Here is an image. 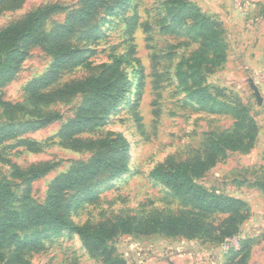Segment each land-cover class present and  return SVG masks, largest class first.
Instances as JSON below:
<instances>
[{"label":"rangeland","instance_id":"obj_1","mask_svg":"<svg viewBox=\"0 0 264 264\" xmlns=\"http://www.w3.org/2000/svg\"><path fill=\"white\" fill-rule=\"evenodd\" d=\"M164 1L122 0L114 4L109 0L110 9H99L87 23L86 28L91 29L87 37L81 36L79 30L70 38L72 48L80 54L67 61L54 81L41 90L72 80L85 82L106 70L107 81L101 94L108 100L93 112V128L82 129L77 136L108 137L116 141L114 146L120 151L125 144L127 156L121 164L126 170L117 172L119 165L114 164L115 169L64 191L59 204L65 216L61 231L18 221L5 235L0 264H107L104 257L84 245L72 226L95 227L102 222L111 224L118 217L176 213L180 201L150 176L151 170L168 158L176 162L191 158L210 138L232 130L229 115L199 110L175 87L176 63L197 45L180 29L160 31L157 22L166 13ZM190 3L206 16L211 11L208 17L221 24L228 43V60L207 76L205 84L219 91L217 100H237L245 105L258 126L248 152L227 150L225 157L196 181L207 191L241 200L248 216L232 235L231 239L237 241L232 245L226 243V238L205 243L163 234H119L108 244L113 255L126 264H223L231 250L240 248L241 241L252 239L245 264H264V79L256 84L261 90V98L257 99L252 97L244 73L249 66L247 45L250 39L253 41L247 35L251 26L248 14L252 10L263 12L264 0ZM49 5L56 7L43 25L45 33L64 24L69 13L84 4L83 0H0V31L29 12ZM242 12L247 13L244 21ZM134 13L136 25L127 31L126 20ZM253 22L259 23L255 18ZM22 51L25 56L0 85V100L13 105L12 109L0 106V180L7 181L13 191L12 197L0 203V217L16 212L20 218L29 207L45 206L52 181L72 167L88 163L96 153V149L68 146L60 136L62 125L77 117L86 94L78 92L36 104L28 86L43 79L57 61L43 44L23 46ZM0 63L4 65L3 58ZM121 79L125 84L120 88L117 86ZM41 120L46 122L40 125ZM44 164L51 167L34 175L33 170ZM11 234L17 236L10 239L12 242L8 240ZM15 240L34 242V248H22L24 254L18 263Z\"/></svg>","mask_w":264,"mask_h":264},{"label":"trees","instance_id":"obj_2","mask_svg":"<svg viewBox=\"0 0 264 264\" xmlns=\"http://www.w3.org/2000/svg\"><path fill=\"white\" fill-rule=\"evenodd\" d=\"M121 1L112 0L114 4ZM108 2L109 0H83L84 5L70 12L64 24L57 26L50 33L43 32V25L56 7L51 5L29 12L22 19L0 31V61L3 58L4 62V65L0 63V85L25 56L23 46L43 44L47 52L54 56L57 64L52 66L43 79L29 84L31 98L39 104L69 97L78 92L85 93L77 117L62 125L60 136L73 148L96 149L88 163H80L52 181L51 192L45 206L29 207L20 218L16 212H7L0 217V259L4 258L1 248L6 240L5 235L18 221L30 225H47L49 230L61 231L65 216L61 214L59 204L64 191L88 182L101 172L115 169L114 164L119 165L117 172L122 173L126 170L125 164H121L127 156L125 144L120 151L114 146L116 141L108 137L77 136L82 129L93 128L95 122L93 112L108 100L101 94L102 85L107 81L106 70L97 76L87 78L85 85V82L72 80L49 90H41V87L54 81L58 70L64 67L67 61L80 54L78 50L72 48L70 38L79 30L81 36L87 37L91 32L90 28H86L87 23L99 9L109 10ZM164 4L166 13L157 22L160 31L180 29L191 43L197 45L189 56L180 57L176 63L175 87L183 92L190 102L195 103L199 110L229 115L233 120V127L228 133H220L210 138L199 154L181 162L168 158L151 170L150 176L171 190L173 196L180 201V209L176 213L143 215L139 218L118 217L111 224L102 222L95 227H89L87 224L72 226L84 245L91 252L104 257L107 264H126L124 259L113 255V249L108 244L116 235L163 234L168 237L196 238L205 243L221 242L236 234L248 216L247 211L242 208L241 200L207 191L196 181L218 160L224 158L227 150L248 152L253 147L258 132L257 123L245 105L237 100L228 102L217 100L219 91L205 84L207 76L221 67L227 59L228 43L223 29L219 22L204 15L196 6H192L190 0H165ZM168 18H171L170 22ZM136 21V13L127 18V31L134 29ZM182 25H185L184 28ZM124 84L121 79L117 87L121 88ZM112 85L115 86L116 83L113 82ZM86 86L89 90H86ZM0 106L13 108V105L1 100ZM45 122L46 120H41L39 123L42 125ZM50 167L51 164H44L41 168L33 170V174L43 173ZM12 196L11 185L5 180H0V203L6 202ZM16 237L15 234H11L8 240L12 242L11 240ZM251 241L252 239L241 241L240 248L231 250L223 264H245ZM27 245L34 248L33 241H17L15 262L22 261L21 256L24 254L22 248Z\"/></svg>","mask_w":264,"mask_h":264},{"label":"crops","instance_id":"obj_3","mask_svg":"<svg viewBox=\"0 0 264 264\" xmlns=\"http://www.w3.org/2000/svg\"><path fill=\"white\" fill-rule=\"evenodd\" d=\"M252 11L253 12L250 15L248 14L249 19H251V21H249L251 22V26H249L247 29V35L249 38H253V41L250 39L249 44L247 45L246 55L249 66L248 70H246L244 73L247 76L246 81L250 86L252 97L254 96L257 99H260L261 90L256 84L259 83V80L261 81L264 79V11ZM210 13L211 11L207 12V15L209 16ZM246 14V12L241 13L243 16L242 21L245 20V17L247 16ZM254 18L255 20L259 21V23L255 24L253 22ZM243 34H245V32ZM233 47L235 48L236 46ZM245 47L246 46H244L243 49ZM236 50L239 51L237 48Z\"/></svg>","mask_w":264,"mask_h":264},{"label":"built area","instance_id":"obj_4","mask_svg":"<svg viewBox=\"0 0 264 264\" xmlns=\"http://www.w3.org/2000/svg\"><path fill=\"white\" fill-rule=\"evenodd\" d=\"M232 236L226 238V243H230L231 245L234 243H237V241H235L234 239H231ZM227 247H229V245L226 244ZM231 247H229L228 249H230ZM236 249V248H235Z\"/></svg>","mask_w":264,"mask_h":264}]
</instances>
